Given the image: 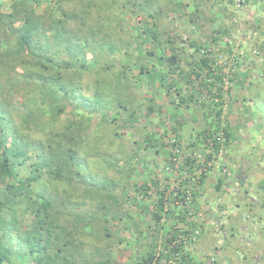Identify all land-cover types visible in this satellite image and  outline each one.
<instances>
[{"label": "trees", "instance_id": "obj_1", "mask_svg": "<svg viewBox=\"0 0 264 264\" xmlns=\"http://www.w3.org/2000/svg\"><path fill=\"white\" fill-rule=\"evenodd\" d=\"M175 1L0 0V264H93L95 253L107 258L101 264L111 263L114 247L107 221L113 219L111 210L119 203L110 192L114 183L99 181L88 170L103 165L119 168L123 198L130 201L132 192L149 196L152 189L145 183H133L130 192L133 171L123 168H138L132 163L142 149L137 136L146 133L140 121L162 114L156 96L179 88L170 81L183 75L179 65L183 50H178L176 38L171 36L173 29L163 22L179 13ZM225 1L234 5V0ZM192 22L197 25L195 19ZM253 26L254 34L261 36L257 51L264 55V16ZM224 30L222 26L214 30L209 42L216 45L224 39ZM190 46L197 54L204 52L193 61L185 85L194 87L198 80L195 88L206 90L214 111L203 114L204 122L211 123L205 122L208 126L189 147L194 152L204 146L199 156L210 161L220 151L219 132L226 146L232 138L228 124L221 128L227 106L222 97L224 80L242 85L251 74L238 69V60L235 70L225 74L209 48ZM153 63L164 67L165 75ZM260 82L264 88V71ZM250 88L247 85L246 90ZM260 88L246 92L240 86L252 108L257 102L264 106ZM193 96L194 92L187 101ZM184 100L180 98L181 103ZM253 111L263 124L264 116L256 108ZM168 115L171 121L174 116ZM122 131L125 139L119 142ZM158 134H147L146 148L162 153L171 164L178 156L164 150L166 133L157 138ZM196 159L186 157L181 168L190 174L192 168L210 171L206 162L195 167ZM207 172L195 176L196 186L203 185ZM193 179L187 176L181 190H174V201L183 206L180 213L166 214L189 228L196 226L186 222L189 210L184 208L188 193V203L195 200L190 185ZM222 186L217 179L216 189ZM167 192L164 188L158 194L152 213L155 225L161 220L157 211L165 207ZM190 234L177 235L186 239ZM175 238L173 234L171 239ZM85 245L94 253L86 252ZM181 245H173L171 253L180 254ZM149 251L138 264L150 261Z\"/></svg>", "mask_w": 264, "mask_h": 264}, {"label": "rangeland", "instance_id": "obj_2", "mask_svg": "<svg viewBox=\"0 0 264 264\" xmlns=\"http://www.w3.org/2000/svg\"><path fill=\"white\" fill-rule=\"evenodd\" d=\"M253 1L255 4L259 3L258 7L262 9L264 0ZM175 2L177 5L175 11L179 13L173 17H166L163 22L170 30L173 29L171 36L176 38V47L183 50L179 63L183 75L171 81L166 80L167 83L168 81L178 83L179 88L178 91L172 90L161 97L156 96V107L159 105L162 107V114L160 117L153 119L147 117L140 121L146 133L137 136L142 149L140 148L139 157L132 159V163L138 168H123L124 171L126 169L133 171L130 175L132 181L129 184L130 192L133 183L136 185L145 183L152 189L149 196L143 197L140 193L132 192L130 201L123 198L119 168H104L103 165V168L88 170L97 180H111L114 183V189L109 190L119 203L111 210L110 215L114 216L113 219L108 217L107 221V224H111L110 234L114 247L110 264H138L149 250L152 262L163 264L169 254L167 248L171 245L170 237L177 232L186 231L198 232V240L189 245V250L192 248L191 253H194L191 257L195 252L197 255L200 252H214L222 264H264V123L262 124L263 119H259L253 111L256 108L258 114L264 116V106L257 102L255 108H252L248 94H245V91L242 93V88L240 89L241 86L246 90L247 85H250V90L246 92H254L261 87L260 76L264 71V55L257 51L261 36L259 32L254 34L252 24L254 19L258 20L264 13L262 14V10L260 11L256 5L251 6L252 1L244 2L240 7L228 5L225 0ZM198 9L201 10L200 13ZM194 17L198 26L192 22ZM130 25H133V22H130ZM221 26L225 29L226 36L213 45L209 42L210 35ZM190 44L196 46L202 44L210 48L212 55L216 56L219 64L223 66L225 74L235 70L234 63L230 61L231 54L238 60V69L241 72L250 70L251 74L242 85L228 84L227 79L224 80L222 97L227 106L224 107L221 128L226 129L228 124L232 138L229 146L223 141L220 151L211 155L210 161H205L199 156L200 149L204 146L194 149L196 150L194 152L189 147L191 143L197 142V133L211 123L210 120L205 121L207 124L204 122L203 114L207 111L211 113L212 109L210 96L206 90L195 88L198 80L194 81V87L192 83L185 85L187 83L185 78L193 68V61L200 55L195 53L194 47ZM144 50V46H141L140 52ZM256 51L258 54H255ZM153 64L165 75L164 67ZM132 68L134 72L137 71L136 67ZM192 92L194 96L187 101V96ZM259 93L264 95L263 87ZM180 98L186 99L185 103H181ZM212 110L214 111V108ZM170 112L174 117L168 121ZM171 127L175 129V133L171 132ZM157 131L159 132L157 138L164 133L167 135L168 143L164 150L178 156L175 160H170L171 164L166 163V156L162 153H154V149L148 146L146 148L147 134ZM121 133L122 135L117 138L119 142L125 139L123 131ZM126 138L128 139L127 136ZM186 157L197 158L195 167L206 162L205 167L210 168V171L207 172L205 168H192L194 173L190 174L191 171L188 172L187 168H181ZM141 162L147 163L148 168H142ZM121 164L119 163V166H122ZM201 172L207 173L203 185L198 187L195 184V176ZM189 175L194 177L190 185L195 192V200L191 204H185L184 208L189 210L190 220L186 222L196 223L193 228L168 219L167 216L170 215H166L167 212L177 214L182 210L183 206L174 201V190L177 188L181 190V182ZM217 179L223 182L220 190L215 187ZM153 182H157V186L154 187ZM164 188L168 190L165 195L167 203L164 208L157 211L161 220L155 225L152 213L155 211L154 205L158 194ZM132 224L137 233L134 232ZM84 248L86 252L94 253L90 245H85ZM106 259L102 253H95L93 264H101V261ZM25 261L26 257L22 262Z\"/></svg>", "mask_w": 264, "mask_h": 264}, {"label": "clouds", "instance_id": "obj_3", "mask_svg": "<svg viewBox=\"0 0 264 264\" xmlns=\"http://www.w3.org/2000/svg\"><path fill=\"white\" fill-rule=\"evenodd\" d=\"M208 50L211 51L210 48ZM203 52L204 51L201 50L199 52L200 55L203 54ZM221 132L222 131H220L219 134H218V138H220V141H218V138H217V142L219 143L220 146L223 144V141H225L224 140V137H221L220 136L221 135ZM178 233L179 232L176 233V238L175 239H171V237H170V243H171V245L167 248V251L169 252V254L167 256L166 261L169 260V259H171L174 256H177V257H179L181 259V264H206L209 259L214 258L215 259V263L214 264H221L220 260L218 259V256L215 255L213 252L212 253L211 252H200L199 255H197L198 253L195 252V255L193 257H191L194 253L193 252L191 253L192 248L189 250V245L191 243L193 244V242L195 240H198V232H196V231H193L192 232L191 231L190 232L191 234L186 239L182 235H177ZM180 243L182 244L181 245V248H180V252L181 253L180 254L179 253H171V251H170L171 250V247L173 245H175V244L179 245ZM186 252L189 255L187 257H184L183 255ZM182 256H183V258H182ZM197 257H199L200 259H198ZM165 262L163 264H165ZM145 264H156V262L154 263L150 259V261L149 262H146Z\"/></svg>", "mask_w": 264, "mask_h": 264}, {"label": "built area", "instance_id": "obj_4", "mask_svg": "<svg viewBox=\"0 0 264 264\" xmlns=\"http://www.w3.org/2000/svg\"><path fill=\"white\" fill-rule=\"evenodd\" d=\"M243 3H244V0H234V5H235L236 7H240ZM230 61H231V63L233 62V63L235 64L236 59H235V55H234V54H231V55H230ZM234 64H233V65H234ZM228 67L233 69V67H230V66H228ZM226 71H227V70H226ZM226 74H227V73H226ZM218 141H220V138H218ZM187 196H188V197L185 199V204H189V203H188V200L191 199V197L189 196V193L187 194ZM176 203L179 204L178 201H177ZM177 242H178V241H177ZM214 263H215V259H214V258H211V259H209V260L207 261L206 264H214ZM165 264H181V259H180L179 257H177V256H174V257H172L171 259L167 260V261L165 262Z\"/></svg>", "mask_w": 264, "mask_h": 264}, {"label": "crops", "instance_id": "obj_5", "mask_svg": "<svg viewBox=\"0 0 264 264\" xmlns=\"http://www.w3.org/2000/svg\"><path fill=\"white\" fill-rule=\"evenodd\" d=\"M262 3H264V2H262ZM250 5H251V6L256 5V6L258 7V6H259V3H256V4H255V2L252 0V2H251ZM258 8H259V7H258ZM263 9H264V5H263L262 9L259 8L260 11L262 10V11H261L262 14L264 13ZM262 17H263V15L260 16V18H262ZM260 18H259V19H260ZM194 19L197 21V19H196L195 17H194ZM255 21H257V20L254 19V22H255ZM254 22H253V24H254ZM253 24H252V26H253ZM219 257H220V256H219ZM221 264H222V263H221Z\"/></svg>", "mask_w": 264, "mask_h": 264}]
</instances>
